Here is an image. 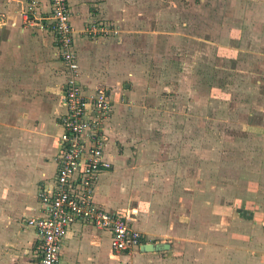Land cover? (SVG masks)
<instances>
[{
    "label": "crops",
    "instance_id": "0c3cea01",
    "mask_svg": "<svg viewBox=\"0 0 264 264\" xmlns=\"http://www.w3.org/2000/svg\"><path fill=\"white\" fill-rule=\"evenodd\" d=\"M66 2L84 94H90L96 87L107 88L113 114L116 104L122 107L119 97L128 94L127 98L129 95L136 98V82L140 80V84L150 86L154 69H164L165 63L171 61L172 92L180 93V88L175 92L174 87V81L180 83L182 76L178 56L184 39L194 36L186 33V25L180 21L173 29L165 27L166 10L160 0L151 13L146 10L147 13L136 16L132 15V5L120 13L115 0ZM213 4L211 1L210 9ZM216 5H220L223 17L218 24L221 34L209 35L210 31H204L203 36L210 45L209 64L215 67L218 57L221 74L234 72L242 79L256 78L252 81L258 87L251 90L255 97H261L264 92V0H218ZM48 13V0H0V264H35L34 232L25 227L24 221L39 215L36 193L38 188L50 185L55 172L58 118L64 112L61 106L64 76L53 36L36 27L48 18ZM142 14L154 21L156 27L154 32L146 29L139 56L133 55V35L137 30L131 26L139 24L141 31L144 30ZM209 15L213 17L212 10L205 15V23ZM29 20L33 21L32 26L26 23ZM95 22L109 23L116 34L106 37L85 34ZM202 27L208 28L204 24ZM148 40L155 42L150 45ZM170 49L177 57L168 58L165 51ZM192 62L196 65V61ZM156 73L160 75L159 71ZM189 73L196 80V67ZM161 84L154 87L164 94L166 82ZM214 88L218 86L212 87L210 83L208 90ZM107 130L110 132V121ZM104 159L110 169L97 176L93 201L105 210L122 212L126 197L128 203L138 202L129 193L125 194L133 183L134 170L121 165V157L117 156L109 135ZM165 171L171 174L176 170L171 167ZM253 182L242 184L245 186L239 197L234 198L233 193L240 188L228 186L223 189L220 201H214V196L205 200L203 197L198 205L192 200L196 184L191 187V181L185 182L181 190L187 189L189 198L181 200L184 201L181 205L180 200L177 205L173 204L170 211L165 207L171 202L147 195L146 212L132 217L129 225L140 233V246L166 244L161 251L141 252L138 248L114 253L109 248L107 232L75 223L64 236L58 264H264V193ZM186 204L187 208L199 207L196 212L184 214L183 219H188V223L178 213ZM130 212L134 209L130 208Z\"/></svg>",
    "mask_w": 264,
    "mask_h": 264
},
{
    "label": "rangeland",
    "instance_id": "374dc122",
    "mask_svg": "<svg viewBox=\"0 0 264 264\" xmlns=\"http://www.w3.org/2000/svg\"><path fill=\"white\" fill-rule=\"evenodd\" d=\"M115 1L120 13L124 12L125 7L132 5L134 16L147 13L148 10L151 13L157 6V0ZM160 1L166 10L165 27L173 29L180 21L186 25V33L195 38L188 36L184 39L178 56L182 76L180 83L174 81V87L175 92L179 87L180 93L172 92L173 80L169 79L173 66L171 61L165 63L164 69H154V81H151L153 84L150 86L146 87L145 83L140 84L138 80L137 85H134L137 97L129 95L127 98L128 94L119 97L122 107L119 103L116 104L113 114L111 113L110 132L107 130L109 139L115 144L117 156L121 157V165L134 170V176L131 177L133 183L129 189L133 190H128L125 194L129 193L138 201L130 200L128 203L126 197V206L121 208H133L132 217L145 213L146 198L151 195L155 200L171 202L170 206L165 207V210L170 211L173 204L177 205L179 200L189 198V191L181 190L188 181H191V187L196 184V193L192 197L196 205L201 203L203 197L205 200L213 199L214 196V201H220L223 189L228 186L240 188L233 189L234 198L239 197L244 190L242 188L245 185L242 184L245 181L256 182L258 190L264 193V92L261 97H255L257 95L252 92V87H258L252 81L256 78L242 79L234 72L221 74L218 68L222 64L216 61L218 57L215 59V67L212 68L209 64L210 45L203 40L204 31H210L209 35L213 32L221 34L218 24L223 21V17L220 14V5H216L218 0ZM211 1L214 3L213 9H210ZM96 2L103 3L104 0ZM211 10L213 17L209 15L208 22L205 23V15ZM146 16L143 15L144 30L141 31L139 24L135 26L133 23L131 26L137 30L133 35V55L141 56L146 29L154 32L156 27L155 22L148 20ZM203 24L208 28L202 27ZM122 42L126 43L123 40ZM152 43L148 40V44ZM173 51H165L168 58L172 59L174 55L177 57ZM189 59L191 62H184ZM193 60L196 65H193ZM193 66L196 67V80L189 73ZM158 71L160 75H157ZM161 71H166V74ZM161 82H166L168 88L164 87V94H160L161 90L154 87L155 84L162 85ZM210 83L212 87L218 86V89L209 91ZM225 84L228 86L225 87ZM117 106L119 107L116 108ZM195 106L197 110H194ZM171 167L176 171L167 174L165 170L169 171ZM184 170L186 174L183 173ZM187 206H181L178 212L186 223L188 219H183L184 214L199 210V207Z\"/></svg>",
    "mask_w": 264,
    "mask_h": 264
},
{
    "label": "built area",
    "instance_id": "2783aa9c",
    "mask_svg": "<svg viewBox=\"0 0 264 264\" xmlns=\"http://www.w3.org/2000/svg\"><path fill=\"white\" fill-rule=\"evenodd\" d=\"M48 18L36 24L53 36L54 48L64 76L61 88L63 113L58 118L60 133L50 185L38 188L39 215L24 221L34 232L35 264H58L67 230L75 223L89 225L109 234V248L126 253L139 248L141 235L130 225L133 213L108 211L93 201V186L102 172L110 169L104 159L107 125L112 113L109 91L96 87L84 94L77 58L72 46V27L66 0H48ZM27 21L32 26L33 21ZM106 37L116 31L109 23L95 22L84 31Z\"/></svg>",
    "mask_w": 264,
    "mask_h": 264
},
{
    "label": "water",
    "instance_id": "95a60500",
    "mask_svg": "<svg viewBox=\"0 0 264 264\" xmlns=\"http://www.w3.org/2000/svg\"><path fill=\"white\" fill-rule=\"evenodd\" d=\"M166 244H144L139 247V250L141 252H152V251H161L164 250L166 247Z\"/></svg>",
    "mask_w": 264,
    "mask_h": 264
}]
</instances>
